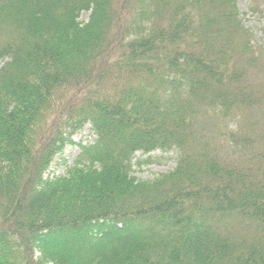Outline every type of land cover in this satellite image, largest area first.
Returning <instances> with one entry per match:
<instances>
[{
	"label": "trees",
	"instance_id": "1",
	"mask_svg": "<svg viewBox=\"0 0 264 264\" xmlns=\"http://www.w3.org/2000/svg\"><path fill=\"white\" fill-rule=\"evenodd\" d=\"M156 150L176 166L136 176ZM0 264H264V44L240 0H0Z\"/></svg>",
	"mask_w": 264,
	"mask_h": 264
},
{
	"label": "rangeland",
	"instance_id": "2",
	"mask_svg": "<svg viewBox=\"0 0 264 264\" xmlns=\"http://www.w3.org/2000/svg\"><path fill=\"white\" fill-rule=\"evenodd\" d=\"M240 4L246 24L254 30L261 43L264 44V14L251 13L248 7V0H240ZM88 17V12L83 14L84 19ZM73 139L77 144H68L62 154L54 157L49 169V174L60 175L65 173L67 165L72 164L76 156L80 153V146L78 143L82 142L85 144L94 141V135L92 134L90 125H86L84 129L77 132ZM150 156H152L153 159L151 163H144L142 165L137 163L139 159L148 158ZM63 159L67 162L60 164ZM177 159V151L163 152L161 150H156L151 154H142L139 152L137 153V158L134 160V173L139 178H154L159 173L173 169L176 166Z\"/></svg>",
	"mask_w": 264,
	"mask_h": 264
}]
</instances>
